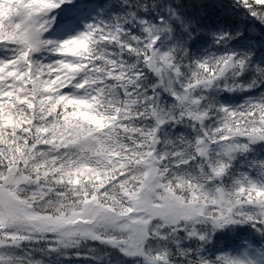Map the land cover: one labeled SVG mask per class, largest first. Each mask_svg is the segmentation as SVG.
Masks as SVG:
<instances>
[{
	"label": "snow or ice",
	"instance_id": "1",
	"mask_svg": "<svg viewBox=\"0 0 264 264\" xmlns=\"http://www.w3.org/2000/svg\"><path fill=\"white\" fill-rule=\"evenodd\" d=\"M0 264H264V0H0Z\"/></svg>",
	"mask_w": 264,
	"mask_h": 264
}]
</instances>
